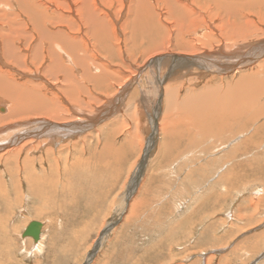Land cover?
<instances>
[{"label":"rangeland","instance_id":"obj_1","mask_svg":"<svg viewBox=\"0 0 264 264\" xmlns=\"http://www.w3.org/2000/svg\"><path fill=\"white\" fill-rule=\"evenodd\" d=\"M6 1L9 0H0V3ZM91 1L89 4L93 6L94 1ZM130 1L124 0L119 24L116 23L118 27H121L128 17ZM119 2L120 0H116L114 6H117ZM151 2V5L155 7L153 9L155 15L150 9L151 18L155 20L156 17L160 18L164 26L170 27L167 28L171 30L169 43H174V39L175 41L177 39L178 45L183 42L181 46H188V49L175 48V46L179 47L178 45L170 46L164 42L167 39L165 36L164 44L162 43L163 45L158 49H153L149 53L142 52V54L128 53L125 51L126 35H122L119 29L120 43L116 39L112 41L114 43V47L111 48L112 55L116 57L111 60L112 62L105 54L98 56V62L88 55L84 64H78L79 68L76 66L74 68L70 66L71 62L64 61L61 57L62 53H52V57L59 56L60 63L72 69L74 76L81 75L86 70L99 75L97 76L99 79L105 72L110 74L112 79L108 80L107 89H97V81L89 80L82 92L78 93L77 89L72 92L77 96L76 99L71 96V93L67 94V97L71 99L61 96L59 102H55L60 106L58 115L63 119L61 123L77 120L75 117L74 119L70 117L73 113V115L78 114L81 109L84 112L86 110L85 113L81 111L84 113V119L86 117L94 119L95 116L106 111L103 110L108 107L105 102L108 98L114 97L112 95L116 90L117 93L123 88L127 90L123 92L125 94L123 102L118 104L119 110L111 114V117L106 116L96 132L82 136L81 138L84 139L74 138L75 142L71 141L72 144H67L68 146L67 140L64 139L58 146H52V149L49 144V146L40 147L36 139L25 135L29 132L27 128L14 125L15 121L18 120L17 123L21 120L27 121L28 118L15 119L10 113L6 115L8 106L13 104V100L0 94L2 109L0 115H3L0 116V144L10 142L12 144L10 148L13 144V147H19L24 141L31 139L21 145L19 150H11L12 152L9 151L8 155L5 154L6 156L0 158V264H264V129L263 132L260 131V134H253L254 128L264 121L262 85L250 87L242 83L239 77H250L242 76L248 73V71L245 72L249 69L248 67H243L237 73L221 71L220 75L223 77L218 72H209L200 78L199 72L204 73L205 69H198V66L192 64L187 67L189 69L187 71L191 73L185 78L183 74L181 75L182 71L178 73L175 71L167 78V82L160 83L159 80L167 72L166 65L159 71L145 66L147 61L159 54L177 55L182 52L198 55L201 52L217 54L221 48L222 51H229L228 48H232V45L236 47L242 42L244 44L264 39V0H189L188 2L151 0ZM2 11L5 12L0 7V13H3ZM171 11L181 18L186 15V19H183L184 23L190 24L189 28L185 27L182 31L181 41L176 35L178 32L175 29L176 26H172L181 22L170 17L168 12ZM229 13L233 14L227 16L226 14ZM6 22H8L6 16H1L0 26L5 28ZM156 23L159 24L158 21ZM127 27H130L129 24ZM16 34L15 41L9 37L8 42L12 41V43L9 42V46L5 47L8 52L4 53L6 54V57L5 55L3 57L4 64H8L4 65L0 62L5 74L13 72L12 75L21 83L28 82L27 80H34L36 83L37 80V83H42L43 93L48 95L50 91L56 92L50 85L55 84L56 88L58 86L63 88L65 84H69L58 75L56 79H50L43 73L46 66L51 64L52 57L42 60V57L37 56V52L40 56L46 55L48 45L42 44V46L37 39L32 38H30L31 41L35 42L30 41L29 44V36L19 39L18 33ZM162 34L163 32L158 35V41H162V38H159ZM137 41L144 42L146 45L149 38L142 37L141 33L135 41L132 40L131 44ZM32 44L35 46L33 47ZM163 47H166L165 50ZM108 50L110 52L109 48ZM79 51L81 53V50ZM262 59H259L257 63H262L260 69H256L257 66L253 67L258 70L257 73L261 72L264 78V56ZM88 64L93 65L91 70ZM11 66H14L15 70ZM104 67L109 69V72ZM35 70L48 82H45L42 77H34ZM16 71L24 73L23 77ZM48 75L51 76L49 72ZM9 76H6L7 79L13 78ZM237 80L239 82L236 84ZM99 83L102 84V79ZM167 84L174 89L176 102L186 97V101H191L189 105L194 110L197 106L198 110L195 113L185 112L184 114L176 106L171 107L166 104L163 100L164 88ZM122 86L120 90L118 87ZM38 87L36 85L34 88L40 89ZM206 92L221 99L227 95V100L225 99L227 102H230L229 99L232 96L233 102L228 105L214 102L213 107L210 108V103L203 102L204 98H199L202 100L200 102L197 101L198 98H195V95H204ZM158 94L163 97L155 112L153 109H155ZM249 95L252 102H255L252 104V111L250 107L245 109L250 103V100L246 99ZM41 96L49 103L57 98L55 94L52 97L44 94ZM143 96H146L145 100ZM62 99H65L67 104L70 103L68 100L75 101L65 105ZM78 101H81V104L75 103ZM199 103L202 105L198 106ZM218 106H221L219 111H217ZM72 107L73 111H70ZM225 107L232 108L228 110L231 114L252 115L257 111L261 115L255 122L249 120L242 130L238 131L237 128H241L238 125L233 129V138L237 135L238 137L231 141L241 139L240 151L241 149L249 151V158L241 164H246L244 167L249 168L245 176H238V181L235 183L238 187L235 188L234 185L232 190H228L227 185L214 182L215 173L209 174L213 169L211 161L227 154L230 143L228 137L232 138L230 137L232 133L229 134V132L216 134L218 116L213 115L224 111ZM133 111L134 117L137 116L134 122H139L136 129L138 131L133 132L135 136L132 133L134 122H131ZM178 111L181 114H178ZM179 115L189 120L192 116H196L203 126L198 128L200 131L195 128L197 132L195 129L183 126L181 139L179 129L184 120ZM209 115L213 117L210 118ZM40 116L47 117L42 114L38 117ZM31 117L29 119H34V116ZM88 118L84 120V123L88 122ZM243 119L246 120L245 117ZM90 128L92 125H89L87 130L90 131ZM186 128L188 130H185ZM163 130L179 132L168 139V134H162ZM235 130L237 133L234 132ZM251 135L261 142L258 148H254L248 142ZM4 138L6 141H1ZM174 139H176L175 142H173ZM188 139L194 140L195 146L193 143V145H186ZM8 147L0 150V154L3 155V150ZM97 153H102V158L108 164L103 163V159L97 163ZM26 164L29 167L28 170H33L38 176L42 174L44 166L47 172L50 167L52 168L51 172L56 176V181L53 180V183H57L56 192L52 196L50 192L43 189L41 193H38L41 198H37L29 190L25 178ZM216 164L214 168L219 166V162ZM203 168L206 171H203ZM192 172L193 176H191ZM179 198L182 204L181 208L177 209L175 202ZM31 220L43 223L42 244L39 251L34 247L33 240H29L30 237L21 236L23 229ZM89 254L92 255L91 258H88Z\"/></svg>","mask_w":264,"mask_h":264},{"label":"bare ground","instance_id":"obj_2","mask_svg":"<svg viewBox=\"0 0 264 264\" xmlns=\"http://www.w3.org/2000/svg\"><path fill=\"white\" fill-rule=\"evenodd\" d=\"M89 1H91V0H88V2H87V0H9V1H6L5 3H0V7L2 9H4V11H5V12L2 11L3 13H0V17L6 16V19L8 20V22L5 23V28L0 26V62H1V64H4V58H3L4 55L6 57V54H4V53L8 52V50L6 49L9 46L8 43L10 42V41L8 42V38L10 37L13 39V41H15L16 35H17L16 33H18L17 38H19V39L27 38V36H29V44L31 41L30 38H32L34 40L37 39V41H39V43H41V45L42 44L48 45L47 46L48 47L47 53H45V51H44V53L46 55L42 54L40 56V54L37 52V56L42 57V60L51 58L53 52H55L57 54L62 53L63 55L61 57L64 58V61L67 60L68 62H71L70 66L74 67V68H75V66L77 68H79L78 64L79 65L84 64L86 61V57L88 55H91L93 57L94 61L98 62V56L105 54V55H107L109 61L112 62L111 60H114L116 58L115 55H112L113 50H111V48L114 47V43L112 41L114 39H116L120 43L119 36H118V33H119L118 30L119 29L122 31V35H126L127 41L125 42V51L128 53L129 52H139L142 54V52L144 53L147 51L149 53L150 51H153V49H158L159 46L164 44L163 38L165 36H167L166 41H168V38L170 35L169 31H171V30L170 29L167 30V28H170V27H169V25L164 26V24L161 22L160 18L156 17V20L153 17L151 18L152 13H151L150 9H152L153 12H154L153 9H155V7H153L151 5L152 4L151 0H131L130 4L128 6V11H127L128 17H127L126 21L124 22V24H122L121 27H118V25L116 23L119 22V19L122 15V10L124 7V0H123V2L120 0L119 3H122V4L120 5L118 3L117 6H114L116 0H93L94 1L93 6L89 4ZM169 1H172V0H169ZM185 1L188 2L189 0H185ZM167 7H168V5H167ZM113 11L115 12L114 14H113ZM168 13H169L171 18L176 19L177 21L181 22L179 24L172 25V26H176L175 29L178 31L176 35L179 36L178 38L180 40V36H181L182 31L185 29V27L189 28L190 24L184 23L183 19L186 17V15L184 18H181L174 11H171ZM232 14L233 13H229L226 15L229 16ZM153 15H155V12L153 13ZM228 19L230 21V18H228ZM166 20H168V19H166ZM157 21L159 22V24H161L160 26H159V24L156 23ZM225 21H226V19H225ZM228 23L230 24V22H228ZM128 24L130 27H127ZM222 24H224V23H222ZM28 29H29V31H28ZM226 29H227V27H226ZM162 32H163L162 37H159V38H162V41L161 40L158 41V35L161 34ZM141 33H142V37L144 36V37L149 38V42H147L145 45L144 42L141 43V42L137 41L132 45L131 44L132 40L134 39V41H135V39H137V37L140 36ZM227 34H228V32H227ZM134 36H135V38H134ZM23 41H24V39H23ZM166 41H164V42L170 44V46H171V44L172 45H178L176 42L177 39H176V41L174 39V43H169V41L168 42H166ZM31 42H35V41H31ZM11 43H12V41L10 42V44ZM180 43L182 44L183 42H180ZM242 43L238 44L239 46H236V47H233V45H232V48L227 47L228 49H230L229 51H222V48H221V50L217 51V54H212L211 52H201V54H199V55L193 54V53L192 54H190V53L189 54H183V52H182V54H177V55L159 54V55H156L154 58L150 59L149 61H147L145 63V66H146V68H148V67L151 69L154 68V69H156V71H159L163 66L166 65L165 69L167 70V72L159 80L160 83L167 82V78H169L171 76V74H174L175 71H176L175 73H178V71H182L181 75L183 74V78H185V76H188L191 73L190 71L189 72L187 71V69H188L187 67L192 65V64H195L196 66H198L197 67L198 69H201V70L203 68L205 69L204 73L199 72L201 74V75H199L200 78H202L204 75L208 74L209 72H211V73L212 72H218L219 75H220L221 71H224V73L225 72L226 73L227 72L237 73V72H240L239 70H241L243 67H248L249 69L245 70V72L248 71V73L243 74L242 76L249 75L250 77H248V78L239 77L240 79H242V83L244 85H249L250 87H257L258 84H261L262 89H264L263 75L261 72L257 73L258 70H256L257 68L260 69L262 66L261 62H260V64H257V63L259 62V59H262L264 56V39H262L260 41H256V42L244 43L247 45H244ZM181 44L178 45L179 47L175 46V48L184 47L185 49H188V46H186V47L181 46ZM32 45H33V47L35 46V44H32ZM15 46H17V45H15ZM117 47H118V45H117ZM11 48L13 51V47H11ZM17 48H18V46H17ZM57 48H58V50H57ZM108 48L110 49V52H109ZM165 48L166 47H163L164 50H165ZM19 49H21V48L19 47ZM193 49H194V47H193ZM42 50H43V47H42ZM79 50H81V53H79L80 52ZM118 50H119V47H118ZM194 50H193V52H195ZM12 51H11V53H12ZM213 55H215V57H213ZM7 56H9V55L7 54ZM149 58L150 57H148V59ZM51 61H52L51 64L46 66V69L43 70V73H45L46 76L50 79H56L57 75H58L59 77L63 78L66 83L68 82L69 84H65V86L63 88H61L59 86L56 88L54 86L55 84L50 85L52 87V90H56V92L50 91L49 92L50 95H48V94L43 93V89H42L43 86H41L42 83H37L38 82L37 80H36V83L34 82V80L33 81L27 80L28 82L21 83L17 80V78H15L12 75L13 72H12V74H8L10 76H13V78H9L10 80L7 79L6 76H8V75L5 74L6 72H4L3 71L4 69L0 66V94L7 96L10 100L11 99L13 100V104L11 106L9 105L12 110L8 106V113L6 115H9V113H10L11 117H15V119H21V118L27 119L28 118L27 121L23 120L24 123L22 120L17 123V121H18L17 120V121H15L14 125L15 126L22 125L24 129L27 128L29 132L26 133L25 135L29 136V138L33 137V139H36V143L40 147H45V146L50 145V147L52 149V146L53 147H55L56 145L58 146V144L62 143V141H64V139H65V141L67 140L66 145L72 144V142H75V141H73V140H75L74 138L79 137V140L84 139L81 137L86 136L87 134H89L91 132H94V131L96 132L97 131L96 129L100 125L103 124V120L106 116H110L111 114L113 115L114 112L119 110L118 104L123 102V100H124L123 98L125 97V94H123V92L127 91V90H124L123 86L118 87V88H120V90L122 88L123 89L120 92L118 91V93L116 92L117 91L116 90L115 93L112 95L114 97H112L111 99L108 98V100L105 102L108 107L103 109L106 111L104 113H101L99 116L98 115L95 116L94 119H90V118L86 117L85 119L88 118L87 123H84V120H85L84 119V113L86 112L85 109H84L85 112L81 109V111H83L84 113H81V111H80L79 112L80 114L76 113L77 115L76 114L73 115L74 114L73 113L72 116L70 117L71 119H74V117H75L77 120H73V121L67 120L68 121L67 123H61V122H63V119H61L58 115V112L60 110V106L57 103H55V102H59V98H61V96H64V98H66V99H71V98L67 97V94H69V93L72 94V92L75 89H77L78 93L82 92L84 90V87L86 85H88V83H86V82H88L89 80L90 81H95V80L97 81L96 82V88L97 89H100V88L107 89V86H108L107 84H109L108 80L109 79L112 80V79H111L110 74H107L104 72L103 73L104 76L102 78H100V79H102V84H100L99 83L100 79H99V77H97L99 75H96L95 73L94 74L89 73L86 70L83 74L74 76L73 71L69 66L65 65L64 63H63V65L60 63V57L59 56H53ZM225 61H229V62L225 64L224 63ZM25 63H27V62H25ZM6 64H8V63H6ZM6 64H4V65H6ZM73 64H74V66H73ZM195 65H193V66L196 67ZM88 66H90V70H91V66H93V65L88 64ZM253 66H257L256 69H254ZM7 67H9V66H7ZM194 67H192V68H194ZM104 68L106 69V71L109 72V69H107L106 67H104ZM76 71H79V69H76ZM48 72L51 74V76L48 75ZM17 73L23 77L22 74H24V73H20V72H17ZM33 74H34L33 75L34 77H42L45 80V82H48L46 80V78L43 77V75L41 76L39 73H37L36 70ZM220 76L223 77V75H220ZM254 77H257V79H253ZM31 79H33V78H31ZM38 80H40V78ZM190 80H192V79H190ZM238 82H239V80H237L236 84ZM9 83H12V84L10 85ZM70 84H73V85H70ZM36 85L39 86L38 88H40V89L34 88V87H36ZM70 88H72L71 91H70ZM60 92H61V94H60ZM112 92H113V90H112ZM209 93L206 92V94H204V95H202V94L195 95V98H198L197 101H199V102L202 101L199 98H204L205 101H203V102L208 103V104L210 103V105H209L210 108L213 107L212 104L214 102H217L219 104L221 103L223 105H224V103H226V105H228L230 102H233L232 96H231V99H229L230 102H227L226 101L227 95H224L225 98L222 95V97L224 99H221V98H218V96L216 98L215 95L209 94ZM41 94H44L46 96H51V97L54 96V94L57 95V98L55 100H52L53 102L51 101L54 105H52V103H49L48 101H45V99H43ZM59 95H60V97H59ZM123 95H124V97H123ZM158 95H159V97L157 99L155 109H153L155 112L158 110L159 104H160L162 97H163L160 94H158ZM71 96H73L74 99H76L75 97H77L74 94H72ZM145 98H146V96H143L144 100H145ZM174 98H175L174 97V89L172 87H170L169 84L165 85L164 100L163 101L166 104H168L171 107L176 106L184 114H185V112L195 113L198 110L196 108L197 106H195V110H194L192 108V106L189 105L191 101L190 102L186 101L187 100L186 97L182 98L179 102H176V100ZM229 98H230V96H229ZM74 99L71 100L73 103L75 101ZM246 99L248 101L250 100V103L245 107V109L250 107L249 109H251V111H252L251 107H252V104H254L255 102H252L251 95L246 97ZM62 101L64 102L65 105L67 104L66 103L67 101L65 99H62ZM71 101L68 100V102H70V103H71ZM80 102L81 101H78L75 103L81 104ZM70 103H68V104H70ZM200 104L201 103H199L198 106H200ZM72 105L74 107V104H72ZM221 106L217 107V111H219ZM73 107L70 111H73ZM99 107L100 106H98V108ZM68 109H69V107H68ZM231 109H232L231 107H225L224 111H220L217 115H213L215 117L218 116V120H217L218 131H217V133L215 132L216 134H220L221 132H224L227 134L229 132V134H230L233 132V129H235V127L237 128V125L241 127V128H237L238 131H240L246 126V124L249 120H251L250 122H253V121L255 122L258 120L259 117H261L260 113H258L257 111H256V113H254L252 115L251 114L238 115L236 113L231 114V112L228 111ZM100 110L101 109L99 108V111ZM127 111L129 114L130 113L129 110H127ZM180 111H178V114L179 113L181 114ZM133 112H132V121H131L132 123L134 122L135 118L137 117V116L134 117L135 112H134V114H133ZM247 113H249V112H247ZM31 114H33V115H31ZM34 114H36V115H34ZM41 114L46 115L48 118L43 117V116L38 117ZM87 114H89V113H87ZM0 116H3V115H0ZM29 116L30 117L34 116V119H32V120L29 119L30 118ZM209 116H210V118L213 117L212 115H209ZM243 117H245L246 120H244ZM181 118L184 121L181 122L180 129L178 128L180 132L174 131V130H163L162 134H164V133L168 134L167 137L169 139V138H173L177 134V132H179L180 138L183 137V134H182L183 132L181 130L184 127H187L188 129H193V130L195 128H197V130L200 131L198 128L201 127L202 124L199 121L198 117L192 116L190 118V120H189V118H184V117H181ZM250 118H253V119H250ZM136 120H138V119H136ZM138 123H139L138 121L136 123L134 122V126L132 127V129H134V130L132 131V133L133 132L135 133V130L138 129ZM89 125L90 126L92 125V128H90V131L87 130ZM205 127H207V125ZM23 128H22V130L24 131ZM187 128L185 130H188ZM175 129L177 130V128H175ZM263 129H264V121H263V123L259 124L257 127L254 128L253 134H255V133L260 134V131L263 132ZM197 130H196V132H197ZM258 130H259V132H258ZM136 131H138V130H136ZM206 131L207 130H205V132ZM25 132H27V131H25ZM187 132H189V131H187ZM211 132H212V129H211ZM234 132H236V130ZM137 133L138 132H136V134ZM191 133L192 132H190V134ZM195 133L193 135H195ZM212 133H214V132H212ZM232 134L230 137L233 138L234 134L233 135ZM199 135H201V133ZM134 136H135V134H134ZM138 137H139V135H138ZM191 137H193V136L191 135ZM237 137H238V135H237ZM7 138H9V137H7ZM180 138H179V140L181 141L182 138L181 139ZM232 138L229 139V137H228V141L230 143H229V146L227 148L228 149L227 154L220 157V159H216L215 161H211V165L213 166V169L209 172V174L215 173L216 177H215L214 182H216V183L219 182L218 184L221 183L224 186L227 185L226 188L228 190H232V187L238 181L237 180L238 176H240V175L245 176L246 172L248 171L247 169L249 168V167L248 168L244 167L246 164L241 165L242 163L246 162V160L249 158V156H248L249 151L246 149H241V151H240L239 146H241V145L239 144V142L241 139L238 141L232 142L231 140L236 139V138L235 139L234 138L232 139ZM201 139H202V137H201ZM177 140H178V138H177ZM188 140H189L188 144L185 143L186 145H190V144L193 145L194 144L193 143L194 140L193 141L190 139H188ZM203 140H204V138H203ZM209 140H211V139H209ZM1 141H6V140L4 138ZM29 141H31V139H27V141H24L23 143H21L20 146L29 142ZM175 141H176V139L173 140V142H175ZM207 141H208V138H207ZM17 142H18V140H17ZM77 142L80 143L82 141H77ZM248 142L251 143V145L254 146V148L255 147L258 148L259 145L261 144V142H258L256 139H254V135H251V138L249 139ZM10 144H11L10 142H8L7 144H3V145L0 144V150L9 146L7 149L3 150L4 153H3V155L0 154V158L3 156H6L5 154L8 155L9 151H11V150L14 151V150H19L21 148L20 146L19 147L16 146L17 148L13 147L14 144H13L12 148H10L12 145V144L11 145ZM195 144H196V142H195ZM195 144H194V146H195ZM197 144H198V142H197ZM165 146H166V144H165ZM97 154L98 155L96 156V162L98 163L101 159H103L102 158L103 154L102 153H97ZM147 154H149V153H147ZM43 160H44V158H43ZM144 160L146 161V159H144ZM261 161H262V159H261ZM104 162H105V160L103 159V163ZM217 162H219V164H218L219 166L217 168H214L217 165L216 164ZM105 163L108 164V162H105ZM115 164H117V162H115ZM250 164H252V163H250ZM26 168L27 169H26L25 178L27 180V185L29 187V190H31L37 198H41V196L38 193H41L43 191V189H46L48 192H50L51 196H52V194H54L56 192L55 189H56L57 183L56 182L53 183V180L56 181V179H55L56 176H55V174H53L51 172V170H52L51 167L48 169L49 172H47L45 170V166H44V168L42 169V174L40 176L36 175L33 170H28V168H29L28 165L26 166ZM115 171L117 172L118 170L116 169ZM203 171H206V169L203 168ZM92 172H93V170H92ZM193 175L194 174L192 172L191 176H193ZM227 182L230 184H228ZM263 183H262V185H263ZM236 187H238V186L235 185V188ZM252 188H254V187H252ZM179 190H181V188ZM183 191H184V189H183ZM176 192L181 193V191H176ZM180 196H183V195L180 194ZM174 199H175V197H174ZM175 203H176L175 205H176L177 209L181 208L182 200L180 201V198ZM132 205H134V204H132ZM133 207H131V208H133ZM177 209H176V211H177ZM151 210H153V209H151ZM38 211H37V213H39ZM184 213H186V212H184ZM188 219H190V217ZM42 232H43V230H41V233ZM41 233H40V237L37 241H34L31 237L29 239V240H31V239L33 240V243L35 244L34 247L36 249H38V251L40 250V245L42 244ZM165 248H167V247H165ZM166 250L168 251V249H166ZM91 257H92V255L89 254L88 258H91ZM87 262H88V260L86 261V263Z\"/></svg>","mask_w":264,"mask_h":264},{"label":"water","instance_id":"obj_3","mask_svg":"<svg viewBox=\"0 0 264 264\" xmlns=\"http://www.w3.org/2000/svg\"><path fill=\"white\" fill-rule=\"evenodd\" d=\"M1 110V108H0ZM43 227V223L38 220H31L25 226L22 231V237L28 236L31 237L34 241H37L40 237V233Z\"/></svg>","mask_w":264,"mask_h":264}]
</instances>
